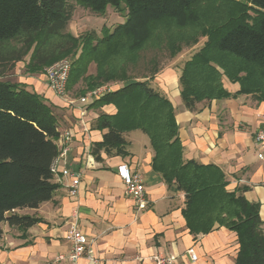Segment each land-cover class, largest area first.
<instances>
[{
  "label": "trees",
  "instance_id": "1",
  "mask_svg": "<svg viewBox=\"0 0 264 264\" xmlns=\"http://www.w3.org/2000/svg\"><path fill=\"white\" fill-rule=\"evenodd\" d=\"M104 15L112 6L126 12L124 23L112 31L88 32L79 37L67 28L76 5L72 0H0V236L7 223L23 232L43 219L20 214L53 199L58 184L52 164L60 153L61 136L53 106L27 84L4 80L24 61L27 72L46 73L57 61L76 56L68 91L83 81L81 94L113 80L122 85L91 102L90 107L113 104L115 114L101 113L94 127L104 131L92 147L101 154L128 155L124 133L141 130L148 135L153 169L168 185L186 195L183 215L194 235L216 225L236 233L239 250L235 264H264V221L260 204L250 202L247 185L228 189L225 172L215 164L185 159L173 103L150 84L158 73L131 78L128 65L149 49L181 51L180 41L203 45L182 67L181 96L191 110L203 101L251 94L264 100V0H74ZM95 62L97 72L87 75ZM239 83L229 92L223 79Z\"/></svg>",
  "mask_w": 264,
  "mask_h": 264
},
{
  "label": "crops",
  "instance_id": "2",
  "mask_svg": "<svg viewBox=\"0 0 264 264\" xmlns=\"http://www.w3.org/2000/svg\"><path fill=\"white\" fill-rule=\"evenodd\" d=\"M190 57L188 53L181 61L160 69L150 84L175 107L184 158L219 166L227 175L231 191L249 186L244 194L250 202L260 204L264 221V159L260 158L264 148L256 141L263 125L260 114H264V100L240 94L203 101L196 110L187 108L181 96L180 76ZM18 82L45 96L53 106L59 132L70 131L72 139L57 141L60 148L66 146L68 150L54 175L58 188L53 199L37 209L18 211L43 220L25 235L7 223L1 225L0 264H47L58 255L69 254L71 245L66 235L75 221L92 240L93 259L84 256L76 263L66 259L62 264H155L156 255H173L178 264H235L239 250L236 233L219 225L206 234L190 232L183 215L185 192L168 185L153 169L154 150L143 131L124 133L128 155L108 156L103 152L102 160H96L92 147L103 140L104 131L94 123L101 113L115 114V105L90 107L91 102L82 103V96L70 91L65 96L57 95L49 87L46 73H28ZM223 82L229 92L240 89L239 83L225 77ZM122 163L144 180L148 206L143 210H138L135 199L126 193L117 172ZM66 166L80 176L75 196L70 194L72 178L62 174ZM190 248H195L196 260L191 259Z\"/></svg>",
  "mask_w": 264,
  "mask_h": 264
},
{
  "label": "built area",
  "instance_id": "3",
  "mask_svg": "<svg viewBox=\"0 0 264 264\" xmlns=\"http://www.w3.org/2000/svg\"><path fill=\"white\" fill-rule=\"evenodd\" d=\"M72 68V61L64 58L46 69V75L48 78V85L53 92L57 95L65 96L68 94V81ZM113 90L112 87L100 86L93 90L87 92L86 95L81 97L82 103H90L95 99L101 97L106 92ZM263 120L262 127L256 133L257 143L264 148V114H260ZM60 138L62 142H69L72 139V133L70 131H65ZM68 147L60 148V153L58 157L54 160L52 164V172L54 175L58 173L59 163L61 158H64L67 153ZM260 158L264 159V154L260 153ZM117 172L126 186V193L135 199L138 210H143L148 206V200L146 197V186L144 184L143 178L134 173L127 163H122L117 167ZM62 174L64 176H70L72 178V183L70 186V194L75 196L78 193V187L80 184V176L76 174L68 166L62 169ZM67 239L70 242L71 250L67 255H58L57 258L47 264H62L64 260H69L72 263H76L80 258L88 256L93 259L92 249L90 247L92 240L86 235V233L80 228L78 223L75 221L71 224L67 235ZM192 260L197 259V253L195 248H190L188 250ZM155 264H178L176 257L173 255L154 256Z\"/></svg>",
  "mask_w": 264,
  "mask_h": 264
},
{
  "label": "rangeland",
  "instance_id": "4",
  "mask_svg": "<svg viewBox=\"0 0 264 264\" xmlns=\"http://www.w3.org/2000/svg\"><path fill=\"white\" fill-rule=\"evenodd\" d=\"M72 2L76 5V9L73 14V18L71 19L67 30L72 33L74 36L79 37L88 32L96 31L98 34L101 33L103 28H108L112 31L117 25L124 23L126 20V12H119L114 7H108L106 13L104 15H100L98 13L93 12L92 10L82 7L81 5H77L74 0ZM205 37H200L198 42H190L188 41H180L181 51L178 52L175 56H171L169 51L166 49L160 50H152L149 49L143 53V56L140 60L134 64L128 65V74L131 78H142L144 76L151 75L154 71V63H158L159 70L166 67L167 65L172 64L173 62H179L178 60H182V56L189 53V56L193 55L205 42ZM78 55V54H77ZM76 56L66 57L71 60L72 63ZM191 58V57H190ZM29 57H27L24 61H20L16 63L15 68L9 70L4 76V80L10 81H18L19 77L28 74L25 64L28 61ZM97 72V64L92 62L89 65L87 75H95ZM121 80H113L103 84L102 86L112 87V89L117 88L121 85ZM85 83L80 81L76 87L70 89L74 96H84L81 94V90L84 89ZM86 95V94H85Z\"/></svg>",
  "mask_w": 264,
  "mask_h": 264
}]
</instances>
